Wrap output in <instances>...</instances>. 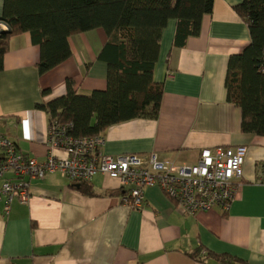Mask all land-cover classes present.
I'll return each instance as SVG.
<instances>
[{
  "label": "crops",
  "instance_id": "1",
  "mask_svg": "<svg viewBox=\"0 0 264 264\" xmlns=\"http://www.w3.org/2000/svg\"><path fill=\"white\" fill-rule=\"evenodd\" d=\"M241 1L214 0L199 35L181 48L172 45L175 22H168L154 69V81L163 85L158 117L108 128L102 148L115 157L153 153L161 162L193 165L202 149L245 147L242 188L228 212L186 215L158 187L145 190L142 209H131L118 181L95 175L87 183L95 196H87L56 171L31 181L27 204L14 202L6 213L0 199V264H219L205 258L208 252L264 264V186L256 184L264 137L241 132L240 111L227 102L224 86L229 58L249 44L247 25L234 10ZM2 7L0 0V16ZM8 41L0 139L42 162L56 120L37 105L64 96L67 81L81 95L105 90L106 65L97 57L107 38L101 29L70 37L71 57L42 75L30 35Z\"/></svg>",
  "mask_w": 264,
  "mask_h": 264
},
{
  "label": "trees",
  "instance_id": "2",
  "mask_svg": "<svg viewBox=\"0 0 264 264\" xmlns=\"http://www.w3.org/2000/svg\"><path fill=\"white\" fill-rule=\"evenodd\" d=\"M213 4L214 0H3L0 22L7 31L0 30V71L14 35H30L39 49L37 70L42 75L71 57L70 37L101 29L107 41L97 60L106 65L105 90L81 95L67 81L64 96L37 108L50 120L68 125L67 135L75 138L101 135L136 119H156L163 85L154 81V69L162 31L174 21L172 45L185 46L199 35ZM234 10L247 25L249 44L228 60L226 100L240 111L242 133L264 137V0H242ZM73 183L84 195L95 196L87 183ZM120 191L122 198L125 192ZM205 258L242 264L226 254L208 252Z\"/></svg>",
  "mask_w": 264,
  "mask_h": 264
},
{
  "label": "built area",
  "instance_id": "3",
  "mask_svg": "<svg viewBox=\"0 0 264 264\" xmlns=\"http://www.w3.org/2000/svg\"><path fill=\"white\" fill-rule=\"evenodd\" d=\"M6 29L0 22V30ZM68 130V125L50 123L47 154L42 162L18 152L11 140L0 139V199L5 198L6 213L14 202H29L31 181L56 171L78 183H89L95 175L116 180L125 192L122 203L137 210L143 207L145 190L158 187L186 215L214 209L227 213L242 188L245 147L202 149L197 162L188 165L161 162L153 153L146 159L110 156L102 151L106 142L103 134L75 138L67 135ZM256 184L264 186V171Z\"/></svg>",
  "mask_w": 264,
  "mask_h": 264
},
{
  "label": "rangeland",
  "instance_id": "4",
  "mask_svg": "<svg viewBox=\"0 0 264 264\" xmlns=\"http://www.w3.org/2000/svg\"><path fill=\"white\" fill-rule=\"evenodd\" d=\"M77 38H79V37H78V36H76V37H75V40H76ZM108 179H109V178H108Z\"/></svg>",
  "mask_w": 264,
  "mask_h": 264
}]
</instances>
